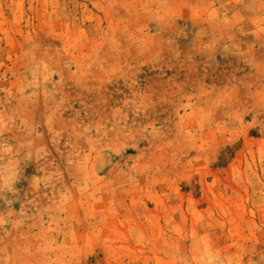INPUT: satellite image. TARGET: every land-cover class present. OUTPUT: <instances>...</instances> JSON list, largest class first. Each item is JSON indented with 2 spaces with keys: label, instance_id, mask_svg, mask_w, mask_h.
Segmentation results:
<instances>
[{
  "label": "rangeland",
  "instance_id": "1",
  "mask_svg": "<svg viewBox=\"0 0 264 264\" xmlns=\"http://www.w3.org/2000/svg\"><path fill=\"white\" fill-rule=\"evenodd\" d=\"M0 264H264V0H0Z\"/></svg>",
  "mask_w": 264,
  "mask_h": 264
}]
</instances>
